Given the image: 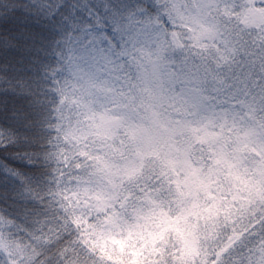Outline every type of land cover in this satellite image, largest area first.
Segmentation results:
<instances>
[{
    "label": "snow or ice",
    "instance_id": "1",
    "mask_svg": "<svg viewBox=\"0 0 264 264\" xmlns=\"http://www.w3.org/2000/svg\"><path fill=\"white\" fill-rule=\"evenodd\" d=\"M0 264H264V0H0Z\"/></svg>",
    "mask_w": 264,
    "mask_h": 264
}]
</instances>
